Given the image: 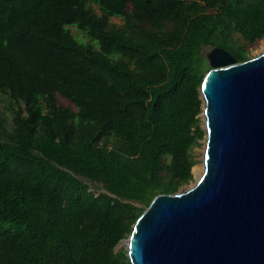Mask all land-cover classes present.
Wrapping results in <instances>:
<instances>
[{"label":"trees","instance_id":"obj_1","mask_svg":"<svg viewBox=\"0 0 264 264\" xmlns=\"http://www.w3.org/2000/svg\"><path fill=\"white\" fill-rule=\"evenodd\" d=\"M263 38L264 0H0V264H130L117 244L193 178L204 51Z\"/></svg>","mask_w":264,"mask_h":264},{"label":"water","instance_id":"obj_2","mask_svg":"<svg viewBox=\"0 0 264 264\" xmlns=\"http://www.w3.org/2000/svg\"><path fill=\"white\" fill-rule=\"evenodd\" d=\"M201 174L156 195L119 247L130 264H264V50L205 55Z\"/></svg>","mask_w":264,"mask_h":264},{"label":"rangeland","instance_id":"obj_3","mask_svg":"<svg viewBox=\"0 0 264 264\" xmlns=\"http://www.w3.org/2000/svg\"><path fill=\"white\" fill-rule=\"evenodd\" d=\"M128 8L130 9L131 6L129 5ZM93 9H94V13L100 14V12H98L97 6L93 5ZM110 21L114 24H117L118 26L122 25V21L119 18L112 17V18H110ZM70 30H71L73 36L76 38V40H78L82 43H93L97 47L96 41L90 39L85 33L77 30L75 27H70ZM236 39L238 40V43L240 45H244V43L242 42V40L240 39V37L238 35H236ZM209 50L204 51V54L206 55V53ZM246 50L248 52V58H252L254 56L259 55L264 50V38L260 41H257L252 46H247ZM54 96H55V100H56L58 105L74 110V106L67 99L59 96V94H56ZM203 143H204V139L199 142L198 146H196L192 149V154H193L194 159L196 161V164L194 166L202 165ZM193 183H194V179L192 178V180L188 184L182 185L180 188L182 190H185L188 188L189 185H192ZM91 187H92L93 191H96V193L103 192V190L100 188V186L92 185ZM137 206L141 207L140 205H137ZM120 248H123V247H119L118 249H120Z\"/></svg>","mask_w":264,"mask_h":264},{"label":"bare ground","instance_id":"obj_4","mask_svg":"<svg viewBox=\"0 0 264 264\" xmlns=\"http://www.w3.org/2000/svg\"><path fill=\"white\" fill-rule=\"evenodd\" d=\"M201 170H203L202 165L194 166L193 170H192V173L194 174V176L196 178H198L200 176V174H201Z\"/></svg>","mask_w":264,"mask_h":264}]
</instances>
